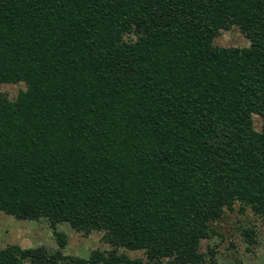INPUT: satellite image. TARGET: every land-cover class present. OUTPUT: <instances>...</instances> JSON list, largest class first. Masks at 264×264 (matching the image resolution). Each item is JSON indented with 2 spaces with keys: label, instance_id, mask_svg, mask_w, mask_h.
<instances>
[{
  "label": "trees",
  "instance_id": "1",
  "mask_svg": "<svg viewBox=\"0 0 264 264\" xmlns=\"http://www.w3.org/2000/svg\"><path fill=\"white\" fill-rule=\"evenodd\" d=\"M231 26L247 47L214 44ZM18 82L0 211L44 218L57 249L0 264H200L225 210L264 220V0H0V83ZM59 223L110 249L63 255Z\"/></svg>",
  "mask_w": 264,
  "mask_h": 264
},
{
  "label": "rangeland",
  "instance_id": "2",
  "mask_svg": "<svg viewBox=\"0 0 264 264\" xmlns=\"http://www.w3.org/2000/svg\"><path fill=\"white\" fill-rule=\"evenodd\" d=\"M125 37H128L126 35ZM215 45L223 47H247L248 41L236 26L220 30L214 37ZM24 83H0V93L9 101L14 100ZM253 126L260 130V118L252 116ZM214 233L200 241L204 261L200 264H264V220L248 207L236 203L232 210H225L222 217L211 225ZM56 230L62 232L66 244L62 251L66 256L88 258L92 250L106 251L110 246L101 239L102 233L87 234L74 231L68 224L59 223ZM16 244L20 247H43L52 253L57 249L52 229L44 218L37 220L16 219L0 211V247ZM129 257L143 258L139 250L119 249ZM213 252L212 260L209 252ZM61 264H66L61 262Z\"/></svg>",
  "mask_w": 264,
  "mask_h": 264
}]
</instances>
